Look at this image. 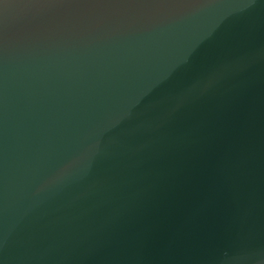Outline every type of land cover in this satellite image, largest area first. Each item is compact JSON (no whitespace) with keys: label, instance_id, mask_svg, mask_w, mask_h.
Segmentation results:
<instances>
[{"label":"water","instance_id":"obj_1","mask_svg":"<svg viewBox=\"0 0 264 264\" xmlns=\"http://www.w3.org/2000/svg\"><path fill=\"white\" fill-rule=\"evenodd\" d=\"M0 264H264V0H0Z\"/></svg>","mask_w":264,"mask_h":264}]
</instances>
